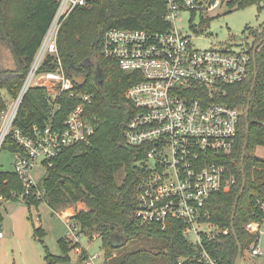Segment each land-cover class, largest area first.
Instances as JSON below:
<instances>
[{
	"label": "trees",
	"instance_id": "16d2710c",
	"mask_svg": "<svg viewBox=\"0 0 264 264\" xmlns=\"http://www.w3.org/2000/svg\"><path fill=\"white\" fill-rule=\"evenodd\" d=\"M263 2L227 0V5L233 9ZM56 8L57 0H0V48L4 50L2 45L5 46L13 60L10 67L0 62V90H6L11 96L19 93ZM166 13V0H89L86 5L74 8L60 28L59 55L67 73L74 79L75 90L92 94L84 116L94 123L95 133L90 143L69 146L47 164L46 175L39 186L42 197L32 194L26 203L38 205L45 200L53 209L75 205L69 221L79 226V234L102 238L103 264H205L199 260L196 247L185 237L186 226L181 220L171 219L163 230L160 226L143 225L134 215L138 185L144 174L138 161L145 156L146 150L127 143L125 129L134 109L126 91L143 76L140 72L122 70L116 61L105 58L100 52L102 36L107 29L166 30L171 26L165 19ZM245 32L247 38L253 39L247 42L252 54L255 45L263 40L256 51L254 89L252 62L250 77L230 85L220 97L242 112L250 103L248 117L242 113L233 152L223 158L236 183L212 194L206 205L210 221L228 230L213 239L205 238L211 255L223 264H235L239 252L231 223L244 178L245 190L234 219L243 257L245 250L259 242L260 237V232H249L246 226L253 219L262 220L263 217L258 202L264 201V159L256 154V149L264 146V23L257 28L247 26ZM58 67L57 57L50 54L41 69L54 71ZM98 68L104 74L101 83L97 81ZM48 92L46 87L40 86L29 89L16 117V126L28 131L33 124L43 125L50 118L52 105ZM2 97L0 91V114L5 108ZM58 102L60 108L52 118L63 128L64 120L79 100L63 93ZM4 149L12 153L22 151L11 133L3 143ZM122 173L123 178L119 180L118 175ZM23 190L14 168L13 171L0 169V221L3 219L2 201L18 200ZM43 231L41 227L37 230L38 233ZM72 243L62 238L63 255L47 252V264L72 261L70 250L77 245ZM130 246L133 248L129 249ZM84 259H88L87 254Z\"/></svg>",
	"mask_w": 264,
	"mask_h": 264
},
{
	"label": "built area",
	"instance_id": "2783aa9c",
	"mask_svg": "<svg viewBox=\"0 0 264 264\" xmlns=\"http://www.w3.org/2000/svg\"><path fill=\"white\" fill-rule=\"evenodd\" d=\"M166 30L109 28L101 41V55L114 60L124 71L140 72L142 79L126 91L134 112L125 137L132 146H142L145 156L138 161L144 174L138 185L134 215L143 225L165 230L171 219L185 224L184 235L199 252L205 264H223L213 257L205 238L227 233L210 221L206 205L212 194L236 183L235 176L223 162L236 145L242 110L222 101L227 87L250 77L254 55L247 42L224 48H196L192 37L175 26L179 11L203 9L205 0H166ZM211 1V0H210ZM223 0H215L214 7ZM89 0H57L55 14L41 40L19 93L10 101L4 97L0 114V152L6 137L13 134L22 151L13 153L14 170L24 190L18 201L30 196L41 198L33 170L39 164L59 156L67 147L90 143L94 123L84 116L92 94L77 92L74 79L63 66L58 50V36L65 18L77 6ZM210 7V8H211ZM55 55L57 70H42L48 55ZM33 86L46 87L52 105L51 116L43 125L33 124L28 131L15 125L21 103ZM69 93L79 103L70 111L63 128L52 116L60 108L58 98ZM258 206L263 214L247 226L259 232L264 223V201ZM76 242L81 234L69 221ZM4 236L0 221V238ZM252 255L264 253L259 242L248 249ZM96 258L98 255L95 256ZM93 257V258H95ZM89 264V261L87 262Z\"/></svg>",
	"mask_w": 264,
	"mask_h": 264
},
{
	"label": "rangeland",
	"instance_id": "374dc122",
	"mask_svg": "<svg viewBox=\"0 0 264 264\" xmlns=\"http://www.w3.org/2000/svg\"><path fill=\"white\" fill-rule=\"evenodd\" d=\"M212 3L213 1L205 0L203 9L179 11L174 21L175 26L190 34L194 46L200 49L224 48L230 45L238 47L243 42L251 43L253 39L247 38L246 27L257 28L264 23V2L233 9L227 5V0L220 1L214 7H211ZM2 47L4 50L0 48V62L10 67L13 64L12 57L9 56L7 48L3 45ZM0 91L7 101L11 100L12 96L6 90ZM256 154L264 159V146H259ZM13 159L12 152L7 149L1 150L0 169L13 171ZM46 172L45 164H39L33 170L34 179L39 186L42 185ZM122 178L123 173L118 175L119 180ZM75 207L68 205L53 209L45 200L38 205L30 206L18 200L2 201L4 236L0 238V264H47L45 259L47 252L63 255L60 244L62 238H68L73 245L77 243L70 250L72 261L103 264L104 247L101 237L95 235L94 238H90L86 234H81L79 242L74 240L67 218L73 215ZM39 227L44 230L42 233L37 232ZM79 229L78 226L76 233H79ZM259 232V245L264 250V223ZM131 248L133 246L129 249ZM85 254L88 255V259H84ZM242 262L264 264V253L254 256L247 249Z\"/></svg>",
	"mask_w": 264,
	"mask_h": 264
},
{
	"label": "water",
	"instance_id": "95a60500",
	"mask_svg": "<svg viewBox=\"0 0 264 264\" xmlns=\"http://www.w3.org/2000/svg\"><path fill=\"white\" fill-rule=\"evenodd\" d=\"M262 41L263 40L259 41L254 47V52H253V55H254V83L252 85V90L254 89V85H255L256 77H257L256 51L259 48V46L262 44ZM103 80H104L103 71H102L101 68H98L97 81H98V83H101ZM249 110H250V103H248V105L246 106V109H245L246 118L249 115ZM246 127H247V133H248V131H249V124L248 123H247ZM246 148H247V144H245L244 148H243V154H242V159L243 160H244L245 155H246ZM245 185H246V179L244 178L243 182H242L241 190H240V192H239V194L237 195V198H236V203H235L234 210H233V215H232L231 228H232V232H233V234H234V236H235V238L237 240V245H238V248H239V252H238V256H237L235 264H243V262H242V260H243V256H242L243 249H242V245H241V243H240V241H239V239L237 237L236 229H235V226H234V219H235V214H236V210H237V206H238V201H239L240 197L242 196V194L244 193ZM64 264H85V263L77 262V261H70V262H66Z\"/></svg>",
	"mask_w": 264,
	"mask_h": 264
},
{
	"label": "crops",
	"instance_id": "0c3cea01",
	"mask_svg": "<svg viewBox=\"0 0 264 264\" xmlns=\"http://www.w3.org/2000/svg\"><path fill=\"white\" fill-rule=\"evenodd\" d=\"M68 214V213H67ZM74 214V213H73Z\"/></svg>",
	"mask_w": 264,
	"mask_h": 264
}]
</instances>
